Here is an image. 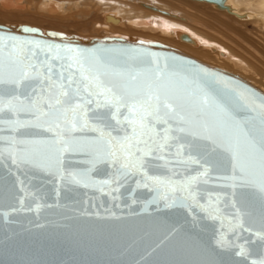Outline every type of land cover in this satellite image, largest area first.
<instances>
[{
    "label": "snow or ice",
    "instance_id": "6c2138e0",
    "mask_svg": "<svg viewBox=\"0 0 264 264\" xmlns=\"http://www.w3.org/2000/svg\"><path fill=\"white\" fill-rule=\"evenodd\" d=\"M109 51L0 33V132L14 133L0 135V163L95 187L113 200L134 182L155 192L148 203L163 201L190 218V229L172 227L156 247L176 237L181 248L199 247L191 231L209 220L211 259L196 264H245L257 244L259 259L250 264H264V96L221 89L215 74L175 79L155 61L117 69L102 54ZM74 156L89 167L68 171ZM11 175L20 209L31 211L26 197H37Z\"/></svg>",
    "mask_w": 264,
    "mask_h": 264
},
{
    "label": "water",
    "instance_id": "95a60500",
    "mask_svg": "<svg viewBox=\"0 0 264 264\" xmlns=\"http://www.w3.org/2000/svg\"><path fill=\"white\" fill-rule=\"evenodd\" d=\"M26 28L33 31L26 32ZM0 33L82 49H109L111 51L102 54L109 57L117 69L155 67V64L140 62L145 60L155 61L166 73H176L175 79L186 76L191 80L197 75L207 78L205 73L215 74V78L220 80L217 87L221 89L225 85L228 88H247L257 96H264L238 76L205 65L154 41L120 37L83 38L54 30L42 31L26 24L0 25ZM151 53L156 55H149ZM25 118L21 116V119ZM13 134L7 128L0 132L3 136ZM71 159L73 164L68 171L79 172L89 167L83 163L85 157L74 156ZM12 172L37 197H26L31 211L20 209L15 199L20 193L19 185L13 187L16 176L11 175ZM225 174H230V169L228 173H220ZM93 175L96 180L107 179L105 174ZM115 195L119 196L118 200L95 187L86 188L67 180L60 182L58 177L40 169L23 167L17 170L10 167V161L0 163V264H196L197 261L211 259V248L206 246L213 243L212 221L203 220V230L191 231L199 245L195 249L179 247V237L156 247L172 227L183 225L186 230L190 229V224L186 223V218L190 219L187 212L175 207L166 208L163 201L148 203L155 192L136 188L134 182ZM10 205L20 210L12 212ZM5 212L8 213L7 219L2 214ZM248 247L253 255L245 264L259 259V245ZM232 259L241 258L233 256Z\"/></svg>",
    "mask_w": 264,
    "mask_h": 264
},
{
    "label": "bare ground",
    "instance_id": "6f19581e",
    "mask_svg": "<svg viewBox=\"0 0 264 264\" xmlns=\"http://www.w3.org/2000/svg\"><path fill=\"white\" fill-rule=\"evenodd\" d=\"M0 14L6 17L24 14L36 24L88 18L103 32H109L106 37L154 41L198 61L200 58L215 61L219 63L217 69L233 75H238L234 69L251 72V76L245 77L247 83L254 87L258 83L259 91L264 93V0H0ZM213 22L229 29V35H224L236 41L238 50L196 27V24L213 27ZM81 23L72 25L80 29L84 26ZM233 25L253 29L242 32Z\"/></svg>",
    "mask_w": 264,
    "mask_h": 264
},
{
    "label": "rangeland",
    "instance_id": "374dc122",
    "mask_svg": "<svg viewBox=\"0 0 264 264\" xmlns=\"http://www.w3.org/2000/svg\"><path fill=\"white\" fill-rule=\"evenodd\" d=\"M220 20L222 22H225L226 24H229V21L226 20L225 18H221L220 17ZM47 21H48L47 23L39 21L38 24H36V22H34L33 20L28 19L24 14L20 15V17L19 16H17V17H6V16H3V15L0 16V25H2V26H13V25H18V24H26V25H29V26H34L36 28H39L42 31H44V30H54V31H57V32L65 33L67 35L74 34V35H77V36L83 37V38L106 37V36L109 35L108 31L105 30V32H103L104 29L99 28L98 26H96L95 24L90 22V20H88V18H84V17H81V18H78V19H76V18L75 19H66V20H64V19L60 20L59 19V20H50V21L47 20ZM81 21H82V23H81ZM76 22L81 23V24L84 23V26H82V27H80V29H78L77 27L72 25L73 23H76ZM213 24H212L213 27H211V26L209 27V25H205V24H196V27L198 29L210 34V36L212 34L215 35V37L217 36L218 38H220L219 40L221 42L227 44L228 46H230L232 48L234 47L235 50H238L239 48L235 44L236 41H234L232 38L228 39V37L224 35V34H228L229 35V33H230V32H228L229 29L226 28L225 26H222V24L217 23V22H213ZM52 26H54V27H52ZM233 27L238 29V30H240V31H242V32H244V31L245 32L246 31H252V29H253L252 26H248L247 29L239 27L238 25H233ZM96 29H98V30H96ZM115 36H120V35L119 34H115ZM232 36L233 37L235 36L234 38L237 37L236 39H239L238 36H236V35L232 34ZM111 38H114V37L111 36ZM128 40H136V39L135 38H129ZM196 57H198V56H196ZM191 58H193V57H191ZM193 59H195V58H193ZM195 60H197V59H195ZM200 60H201V58H200ZM200 60H199V62H201V63H203L205 65H207L206 63H209V65L214 66V68H216L217 65L219 66V63H217L215 61H212V60H207V59H202L201 61ZM233 72H235V74H238L236 76H239V74H240V76L243 77V78H245L246 76H251V74H252L251 72H242L239 69H234ZM244 81L245 82H249V80L247 81L246 78H245ZM253 82L256 83L255 81L252 80V83ZM252 87H254V86H252ZM254 88L259 90L260 89L259 88V84L257 83Z\"/></svg>",
    "mask_w": 264,
    "mask_h": 264
}]
</instances>
